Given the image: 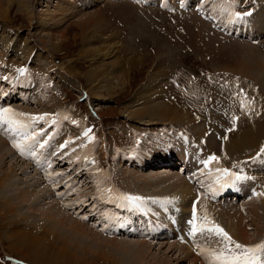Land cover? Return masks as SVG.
Here are the masks:
<instances>
[{
  "label": "rangeland",
  "instance_id": "374dc122",
  "mask_svg": "<svg viewBox=\"0 0 264 264\" xmlns=\"http://www.w3.org/2000/svg\"><path fill=\"white\" fill-rule=\"evenodd\" d=\"M178 1L174 0V6ZM192 1L191 5H183L187 8H178L179 5L164 8L157 2L166 6L171 0H0V95L13 96L1 100L0 109L18 108V114H23H9L10 118L24 125L0 137L3 140L10 137L9 144H19L28 153L15 155L18 164L31 163L28 176L35 175L34 170H48L55 187L67 192L71 203L62 204L72 219L85 225L93 236L109 239L103 243L93 241L83 229L75 232L53 223L46 233L34 229L36 234L32 236L37 235L33 237L37 240L32 242H38V248L30 250L32 242L23 245L15 238L18 233L26 234L25 230L33 232L30 223L38 219L31 215H14L38 212L37 197L34 198L32 189L27 187L23 189L30 196L25 198L28 194H23L26 199L23 206L13 203L10 212L0 214V264H140L138 244L139 247H135L132 243L117 241L120 242L117 245L125 246H118L121 250L117 251L110 241L129 238L138 243L150 242L151 259L196 264L190 257L176 259L183 251L179 246L182 239H194L196 245L204 242L203 238L208 242L223 239L207 230L212 225H219L230 235L227 229L232 224L227 217L229 208L237 210L234 215L245 222L248 242L235 237L232 240L246 246L264 243V86L253 80L245 66L264 60V40L259 39L264 37V0ZM227 4L230 5L227 7ZM233 10L239 12L236 18ZM31 12L38 18L28 16ZM247 12L251 14L245 16ZM234 30H239V34H233ZM20 49L26 50V56L19 57ZM29 58L31 62H24ZM21 69L23 71H19ZM92 74L94 79L89 80ZM242 101L248 105L247 109L239 103ZM167 105L174 113L185 115L172 120L183 125L166 124L164 118L154 119L158 111L153 107ZM138 109L140 112L136 113ZM249 110L259 113L249 118L246 114ZM251 124L254 130L258 124L254 137L242 133ZM5 125L11 128L2 123L0 132ZM32 128L37 130L32 132L37 134L34 149L37 156L29 155L34 146L29 131ZM52 135L55 142L64 140L62 148L68 141L65 155L60 146L51 141ZM71 135L74 138L69 137ZM182 136L183 146L179 142ZM239 140L248 141L246 145L244 142L234 145L231 153L228 152L229 143ZM80 141L85 147L80 146ZM77 143L78 157L74 150ZM209 144L212 145L210 152L219 159L215 170L213 161L205 166L203 162L198 163L200 159L195 161L193 152L188 153L191 149L201 154L197 148L204 149ZM80 155L84 157V160L79 159L83 160V165L77 161ZM9 164L5 163L2 168L18 180L20 177L15 169L14 173L10 172ZM225 164L246 171L241 175L236 172L227 179L217 171L227 169ZM117 167L122 171L148 174L152 182H133L138 179L130 173L123 179L126 173L119 170L117 175ZM166 168H172L171 174L187 178L195 194L183 197L172 180L162 175L152 176L156 171L167 173ZM59 171L61 182L55 178ZM193 172L202 173L197 178ZM209 177L217 178V183L210 186L213 190L223 185L225 191L221 195L218 191L212 198L204 192V187H199L200 181H205L206 185L213 182ZM65 180L63 188L60 184ZM12 181L7 179L5 183V179H1L4 187L0 188V196ZM45 181L51 183L50 177L43 178ZM200 190L204 192L202 195ZM130 192L145 200L142 198L139 206L129 202L124 197H133ZM12 196L19 200L14 193ZM54 196L62 201L61 195ZM203 196L211 198L218 210L227 212L225 216L202 210L199 202ZM221 198L224 203H220ZM99 201L104 204L99 205ZM48 202V206L54 204L51 200ZM32 203L34 206L30 205ZM256 205H259L257 210ZM2 207L5 209L3 201L0 202ZM43 208L45 204L39 212ZM193 209L198 218L194 221ZM20 216L24 218L17 220ZM27 224L31 228H24ZM194 226L195 235L190 233ZM112 228L118 231L110 232ZM122 231H130V234ZM174 243L175 250L170 251L169 246ZM230 247L231 252L225 248L230 257L240 251L233 245ZM199 255L197 264H212L209 261L214 255L208 258ZM258 256L256 264H264V252Z\"/></svg>",
  "mask_w": 264,
  "mask_h": 264
},
{
  "label": "bare ground",
  "instance_id": "6f19581e",
  "mask_svg": "<svg viewBox=\"0 0 264 264\" xmlns=\"http://www.w3.org/2000/svg\"><path fill=\"white\" fill-rule=\"evenodd\" d=\"M3 4V3H2ZM4 8V7H3ZM5 9V8H4ZM31 11V10H30ZM4 12V11H3ZM5 12H6V10H5ZM22 12H23V10H22ZM7 13V12H6ZM250 15L249 13H246L245 14V16L246 15ZM4 16H6V15H4ZM28 16H30L31 18L33 17V16H36V14H33L32 15V12L31 13H28ZM37 17V16H36ZM4 18V17H3ZM38 18V17H37ZM32 19H34V18H32ZM38 23V22H37ZM25 48V47H24ZM30 51H32V50H30ZM24 52H26V50L24 49V50H21L20 49V54H18L19 55V57H24V56H26V54H24ZM31 53V52H30ZM258 55H259V53H258ZM31 56V55H30ZM260 56V58L262 57V55H259ZM29 57V56H28ZM101 57V56H100ZM99 57V58H100ZM26 58V57H25ZM97 58V57H96ZM102 58V57H101ZM31 58H29V60H25L24 62H26V63H29V62H31V60H30ZM13 60V59H12ZM21 60H22V58H21ZM39 60V59H38ZM15 61V60H14ZM252 61H254V60H252ZM97 62V61H96ZM246 67H247V69L251 72L250 73V76H251V74H252V78H253V80L257 83V84H260V85H262V86H264V60H259V62L258 63H254V62H252V64L251 63H249L248 65H245ZM97 75V74H96ZM94 76L95 75H91L90 77H89V80H92V79H94ZM249 79V78H248ZM240 89H241V87H240ZM240 89H238L237 91H240ZM242 90V89H241ZM86 91V90H85ZM242 95H240V99H242ZM240 104H242L241 106H243V108H244V106H245V108L247 109V104L245 103V102H239ZM154 109H156L157 111H158V117L157 118H154V119H156V121H157V119L158 118H164L166 121H165V123L167 124V122H168V124L169 123H176V124H179V125H183V124H181V122H175V121H172V120H174L175 119V117L176 116H179V117H185V115H183V113L181 112V113H179V112H177V113H174V111L172 110V108H170L168 105H167V107H163V108H160V107H158V108H155V107H153ZM242 108V109H243ZM13 110V112H17L18 111V108H16V107H14V109H12ZM28 110V109H27ZM144 110V109H143ZM24 111H26V110H24ZM250 111V113L248 112V113H246L247 114V116L249 117V118H252V117H254L255 116V114H258L259 112H255V111H253V110H249ZM140 111H139V109L136 111V113H139ZM143 112V111H142ZM145 112V111H144ZM18 113V112H17ZM25 113H27V112H25ZM24 113V114H25ZM32 113V112H31ZM136 113H134V115H136L137 116V114ZM23 114V113H22ZM141 114V113H140ZM153 114H155V113H153ZM245 114V113H244ZM139 115V114H138ZM143 115V114H142ZM245 116V115H244ZM246 116V117H247ZM49 120V119H48ZM64 121H65V119H63ZM154 123H156L155 121H153ZM159 122V121H158ZM228 122V121H227ZM160 123V122H159ZM250 124V123H249ZM1 125H2V123H1ZM0 125V126H1ZM32 125V124H31ZM173 124H171V126H172ZM59 126V125H58ZM64 127V126H63ZM174 127H176V126H174ZM4 128L5 127H3L2 126V132L3 133H6L5 131H4ZM59 128V127H58ZM254 128H255V130L254 129H252V124L250 125V128H248V127H246L245 129H243V132L242 133H244V135H246V134H248V135H251L252 137H254V135H255V133H256V131H257V129H258V124H255V126H254ZM60 129V128H59ZM20 130V129H19ZM20 132H22V131H20ZM73 132V131H72ZM177 132V131H176ZM251 132V133H250ZM187 134V133H186ZM86 135V134H85ZM3 136V135H2ZM5 136V135H4ZM28 136V135H27ZM191 136V135H190ZM201 137H204V135H200ZM251 136H249V137H251ZM69 137H73L74 138V136H69ZM85 137V136H84ZM192 137V136H191ZM199 137V136H198ZM86 138H87V136H86ZM176 138V137H175ZM183 138H184V136H182L181 138H180V140L179 139H177V140H179V142L181 143V145H182V140H183ZM193 139H194V136L192 137ZM205 138V137H204ZM11 138L9 137V139L8 140H10ZM28 139V138H27ZM85 139V138H84ZM84 139H82L83 140V142L85 141H87L86 139L84 140ZM198 139V138H197ZM8 140H3L1 137H0V188H3L4 186V184L2 185V183H4V181H2V183H1V179L2 180H4L5 179V183H7V179L9 180V181H12V184L10 185V186H6V187H9V189L8 188H5L4 190H2V193L3 194H1V196H0V202H2L3 201V205L5 206V209H3V207H2V209L0 208V214H5V212H10V206H12L13 205V203H17L18 205H21L22 204V206H23V204H24V200H26L25 198H28V196H30V194L28 193V192H26L23 188H26L27 189V187L29 188V189H32V192L34 193L33 194V197L35 198V197H37V201H38V206L35 204V206H37L38 207V212L37 211H33V212H30L29 214L27 213V214H21V213H18V212H16V213H14V215L15 216H18V214H20L21 216L22 215H26V216H29V215H31V216H35V218L36 217H38V219L40 220V223L38 222V219L36 220V222H31L30 223V226H32L33 227V232H31V230L29 231V230H25L26 231V234H17V235H15V233H14V235L16 236L15 238H18L19 239V243H21V244H23V245H25L26 243H28L27 245H29V243H31L32 241H34V240H37L36 238H33V237H36L37 235H34V236H32V233H34L35 232V230H43L44 232L43 233H46L45 231H47V229L48 228H50V227H52V225H53V223H54V225H58V226H60L61 228H63V229H68V228H71V229H73V230H75V232H78L80 229H83L88 235H90V236H92V240L93 241H97V240H100L101 241V243H103L104 242V240H106L107 242L109 241V239H107V238H104V239H101V238H99V237H97V236H93L92 235V233L89 231V230H87V229H85L84 228V226L85 225H83V224H81L80 222H78L77 220H74V219H72V217L69 215V214H67V210L65 209V208H63V204H64V202L63 201H60L59 200V198H57L56 196H54L56 193L54 192V191H50L49 189H51L48 185L50 184V183H47V181H45V182H43V178H46V177H49L46 173H43L44 175H39V176H35V175H32V174H30L29 176H28V174L31 172V168H29V166L31 165V163H30V165H29V163L27 164V162H26V164L28 165V166H25V165H23V164H18L19 162H16L15 161V155L16 154H20V155H27L28 153L27 152H25L24 150L23 151H21V148H17V147H15L14 146V144H9V141ZM77 140V139H76ZM185 140V139H184ZM222 141H224V143L226 142L225 141V138H224V140L222 139ZM246 141H248V140H244V141H236V142H230L229 143V146H228V152H230V148L231 147H233L234 145H236V144H240V143H242V142H244V144L246 145ZM15 142H16V139H15ZM60 142V141H59ZM63 142H64V140H63ZM62 142V143H63ZM74 142V141H73ZM11 143V142H10ZM17 143V142H16ZM67 143H68V141H66L65 142V144H64V148H62V146H63V144H61V145H59L60 147L59 148H61V150H62V153L65 155V152L67 151V149H69V147H68V145H67ZM28 144H29V142H28ZM71 144V143H70ZM80 146H83V147H85V143L83 144L81 141H80ZM201 144V143H200ZM77 145H78V143L75 145L76 147H75V155L80 151V148H78L77 147ZM196 145H198V144H196ZM183 146V145H182ZM185 146V145H184ZM72 147V149H73V147L74 146H71ZM203 147V146H202ZM211 147H212V145L211 144H209V146H205V148L203 149V148H197L198 149V151L200 150V151H202L201 152V154H199L198 152H196L195 153V151H192L191 149H188V151H190V152H188L189 154H191V152H193V156H194V159H195V161L197 160V159H200V161L198 160V163L200 162V163H202V162H204V161H207L208 160V158L210 157V155L211 156H213L212 155V152H210L211 151ZM25 148V147H24ZM39 148V147H38ZM160 149L162 148V146H160L159 147ZM42 149V148H41ZM224 149H225V147H224ZM196 150V149H195ZM204 150V151H203ZM197 151V150H196ZM27 153V154H26ZM231 153V152H230ZM57 154H59V153H57ZM32 155H34L35 156V154H32ZM67 155V154H66ZM78 155L79 154H77V157H78ZM151 156H152V158H153V154H151ZM56 157H58V155L57 156H55V158ZM63 157V156H62ZM10 158V159H9ZM63 158H65V156L63 157ZM70 159V158H69ZM75 159V158H74ZM79 159H83L84 160V157L83 156H79V158H77V161L79 160ZM148 159H150V158H148ZM242 159V158H241ZM240 159V160H241ZM243 159H247V158H243ZM58 160V159H57ZM83 160H79L80 161V163L82 162V165L84 164L83 163ZM51 161V160H50ZM71 161V160H70ZM218 161H219V159H217L216 161H213V170H215L216 168H218ZM10 162V164H9V170H10V172H12V173H14L13 171H14V169H15V172H16V174L20 177L18 180H15L13 177H12V175L9 173V171H7V170H4L2 167H3V165H5V163H9ZM22 163H24L25 164V162L23 161ZM73 163H75V162H73ZM77 163H79V162H77ZM159 163V162H158ZM210 163H212V161L210 162ZM202 164H204V163H202ZM18 165V166H17ZM38 165V164H37ZM74 165V164H73ZM86 165V164H85ZM226 166L225 167H228L227 169L229 170H231V172H229V173H231V174H234V173H236V172H238V174L239 175H241V174H243V173H245V171L246 170H243L242 168H238V169H236V168H234L233 166H230V165H228V164H225ZM38 167H40V166H38ZM173 168V167H172ZM172 168L170 169V168H166V170L165 171H167V173H163V172H161V174H158V172L156 171V172H154V173H152V176H155V178H159V175H162L161 177H166V178H169L168 180H172V182H173V184L175 185V186H178V188L180 189V195L181 196H185L186 197V195H190L191 193H193V194H195L194 193V186H192L191 184H190V182L187 180V178H185V179H183V176H178V175H174V173L173 174H171L169 171H171L172 170ZM113 170H114V168H113ZM119 170L122 172V174L124 173H126L125 174V176L123 175V179L125 178V177H127V176H129V173H130V175H133V177L135 178V179H138V180H134L133 182H136V183H141V182H144V181H147V182H152V178H151V176H148V174H141L140 172H129V171H122L119 167H117L116 168V171H115V173L117 174V175H119L120 173H119ZM205 170V169H204ZM203 170V171H204ZM41 171V170H40ZM80 171H82L83 172V170H80ZM183 171H185V169L183 170ZM206 172H207V174H209L210 172L208 171V170H206ZM93 173V172H92ZM134 173V174H133ZM202 172H199V173H195V172H193V176H195V177H199V175L201 174ZM115 174V175H116ZM23 175H25V176H23ZM157 176V177H156ZM230 177H232L231 175H228L227 176V179L228 178H230ZM210 178V180H212L213 182H209L210 184L209 185H206L205 184V181H200V182H198V184H200L199 185V187H204V192H207V193H209L211 196H212V198L214 197V196H216L217 195V193H218V191H220V195L225 191V190H223V185H222V187L220 188V189H218V187H216L215 188V190H213L212 188H210V186H211V184H214V183H217V182H215V181H217V178L216 177H214V178H211V177H209ZM101 180H102V177L100 178ZM100 179H99V182H101L100 181ZM190 179V178H189ZM21 180V181H20ZM191 180V179H190ZM209 180V179H208ZM16 181V182H15ZM19 181H20V183H19ZM156 181V180H155ZM50 182H52V180L50 181ZM97 182V181H96ZM129 182V181H128ZM106 183V182H105ZM17 184H19L18 186H17V188H15V186L17 185ZM86 185V184H85ZM105 186V185H104ZM109 188H110V185H109ZM18 189V190H17ZM105 189V188H104ZM143 189H145V188H143ZM207 189H211V190H213L214 192H211V190H209V191H207ZM101 191H103L104 192V190L102 189ZM117 191V190H116ZM157 191V190H156ZM8 192V193H7ZM107 192V191H106ZM204 192H202L201 190H200V194L202 195ZM5 193H7V194H5ZM13 193H14V195H16L18 198H19V200H15V198L12 196L13 195ZM96 193H99V192H96ZM105 193V192H104ZM251 193V192H250ZM23 194H25V196L27 195V197H23ZM107 194V193H106ZM32 195V194H31ZM57 196H58V194H56ZM130 195H132L133 197H135L133 194H132V192H130ZM198 195L199 194H197L196 193V197H198ZM8 196V197H7ZM95 196V195H94ZM127 196V195H126ZM53 197H56V198H53ZM128 197V196H127ZM17 198V199H18ZM30 198H32V197H30ZM139 198H141V197H139ZM143 198V197H142ZM141 198V200H143ZM152 199V198H151ZM32 200V199H31ZM49 200H51L52 202H54V204H51L50 206H48V204H49ZM104 200V199H103ZM140 200V203H142V201ZM145 200V199H144ZM102 201V200H101ZM104 201H107L108 202V200H104ZM153 201H155V200H153ZM26 202V201H25ZM93 202V201H92ZM110 202V201H109ZM157 202V201H156ZM30 203V202H29ZM33 203H35V202H33ZM33 203L32 204H30V205H32V206H34L33 205ZM63 203V204H62ZM82 203V202H81ZM98 203V202H97ZM144 203V202H143ZM2 204V203H1ZM26 204V203H25ZM45 204V208H43V210L41 211V212H39V210L43 207V205ZM86 204H88V202H86ZM99 205H103L104 204V202H100L99 201V203H98ZM242 206H245V204H241ZM199 206L201 207V209L203 210V209H205V210H207L208 212H214V213H217L220 217H224L225 216V213H229L228 215L229 216H227L228 217V219H230L231 220V222H232V224H229V225H231V226H229L227 229H228V233L230 234L229 236L232 238V237H235L237 240L239 239L241 242H243V243H246V242H248L247 241V238L245 237V229H246V224H245V222H243L242 220H240L238 217H236L234 214H236V212H237V210H235L234 208H229V210L227 211V212H223V211H220V210H218V207L216 208L213 204H212V201H211V198H210V200H208V198L206 197V196H203V198H201V201L199 202ZM18 207V206H17ZM65 207V206H64ZM16 208V207H15ZM14 208V209H15ZM36 208V207H35ZM259 208V205H256V206H254V209L255 210H257ZM17 209V208H16ZM158 210V209H157ZM197 210V209H196ZM14 211H16V210H14ZM21 211V210H20ZM30 211V210H29ZM199 211V210H198ZM241 211V210H240ZM4 212V213H3ZM159 212V211H158ZM38 214H40V216H38ZM197 213H196V211H194V209H193V215L195 216V218H193L192 216H191V218H193L192 219V221H194L195 219H198L197 218V215H196ZM89 215V214H88ZM149 215V214H148ZM8 216V215H7ZM19 217V218H16L17 220H20V219H23L24 217ZM30 216V217H31ZM43 216V217H42ZM92 216H93V214H92ZM40 217V218H39ZM15 219V220H16ZM30 218H27V220H29ZM242 219V218H241ZM17 220H16V222H17ZM26 220V219H25ZM27 220H26V223H27ZM30 220H32V218L30 219ZM29 220V221H30ZM191 220V219H190ZM12 223H13V220L11 221ZM23 222H25V221H23ZM18 223V222H17ZM39 223V224H38ZM262 223V222H261ZM25 223H23V225H24ZM240 224H242V227L240 226ZM28 225V224H27ZM244 225V226H243ZM7 226V225H6ZM12 226V225H11ZM29 225L27 226V227H24V228H31ZM35 229V230H34ZM116 231H118L116 228H112V230L110 231V232H116ZM14 232V231H13ZM123 233H125V235L126 234H130V231H122ZM188 232H189V230H188ZM25 233V232H24ZM28 233H31V235L30 234H28ZM190 233L191 234H194L193 233V229H191V231H190ZM34 234H36V233H34ZM51 235V234H50ZM94 235H96V234H94ZM195 235V234H194ZM181 236V235H180ZM182 237V236H181ZM184 238V237H183ZM233 239V238H232ZM204 242H202V243H199V245H196V242H194L195 240L194 239H192V241H190L189 239L188 240H184V239H182V242L180 243V247L182 248V253L179 255V256H177V260H181L182 258L183 259H185V258H193V259H191V261L193 262H197L198 263V261H199V259L201 258L200 257V255L199 254H201L202 256H204L205 258H208V257H210V256H212L213 255V253H215L216 255H219L220 253H223L225 256H227V257H229L230 258V256H228V254H227V250L225 249L226 248V242L224 241V239H218V238H214V239H211L209 242H212V244H214L215 246L214 247H211L212 246V244H211V246L209 245V242L208 241H206V239L205 238H203L202 239ZM111 241V243L112 244H115V247L118 249L117 251H120L121 250V248H118V246H121V247H123V248H125V246H124V244H123V246H122V244L121 245H117V243H120L121 241H123V242H127V243H132V244H134V245H136V244H138L139 246H140V248L139 249H141V250H139V252H137L138 254V258L141 260V262H140V264H153V260H155V264H173V262H171L170 263V261L169 260H167L166 258L165 259H161V258H158V257H154V258H150V252H151V243L150 242H141V243H138L137 241H133L131 238H129V239H115V240H110ZM117 241H120V242H117ZM234 241V240H233ZM236 242V241H235ZM99 244V243H98ZM101 245V244H100ZM99 245V246H100ZM106 245V244H105ZM128 245V244H127ZM138 245H136L135 247H139ZM242 245V244H241ZM244 245V244H243ZM113 246V245H112ZM178 246V247H179ZM26 247V246H25ZM28 247V246H27ZM31 247H33V248H38V242H32L31 243V246L29 247V249L30 250H32V248ZM44 247V246H43ZM111 247V246H110ZM170 251H173V250H175L174 248H175V243L174 244H170ZM22 248V247H21ZM233 248H234V245H233ZM23 249V248H22ZM26 249H28V248H26ZM28 249V250H29ZM115 251V250H114ZM169 251V252H170ZM113 253V252H112ZM118 253V252H117ZM218 253V254H217ZM65 254H68V253H65ZM114 254V253H113ZM181 255H184L183 257L181 256ZM113 256V255H112ZM102 257V256H101ZM168 257V256H167ZM76 258V257H75ZM109 258H111V257H108L107 259H109ZM151 260V261H150ZM217 261V259H216V257L215 256H213L212 258H211V260L209 261V262H211L212 264L214 263V264H221V261L220 262H216ZM109 262V261H108ZM107 262V263H108ZM143 262H145V263H143ZM196 263V264H197ZM205 263V262H204ZM204 263H200V264H204Z\"/></svg>",
  "mask_w": 264,
  "mask_h": 264
},
{
  "label": "snow or ice",
  "instance_id": "6c2138e0",
  "mask_svg": "<svg viewBox=\"0 0 264 264\" xmlns=\"http://www.w3.org/2000/svg\"><path fill=\"white\" fill-rule=\"evenodd\" d=\"M19 71H23L22 69ZM9 114L11 116H17L22 115L18 113H12L11 109H0V123H7L13 130H19L20 128H23L24 125L16 120H13L10 118ZM32 120H43L44 117H30ZM87 135V133H85ZM17 148H21V145L16 144L14 145ZM21 151L23 149L21 148ZM264 151V149H262ZM218 158L216 156H210L207 161H204L203 163L205 166H208V164L211 161H216ZM218 172L223 173L225 176L233 175L229 173L228 169H217ZM239 179V177H236ZM219 180V177H218ZM124 199L128 200L129 202L139 206V202L141 198L139 197H124ZM204 226H201V230H203ZM210 232H215L216 235L222 236L224 241L226 242V247H228L229 252L232 251L231 247L234 245L235 249L240 250L238 253H235L231 255V257L225 256L223 253H220L219 255H216L213 253V255L216 257L217 260L221 261V264H256V261L258 260L259 256L258 254L261 252H264V243L255 245V246H246L241 245L239 243H236L232 240V238L224 232L222 228H220L219 225H212L207 229ZM197 231V228L193 227V233Z\"/></svg>",
  "mask_w": 264,
  "mask_h": 264
}]
</instances>
